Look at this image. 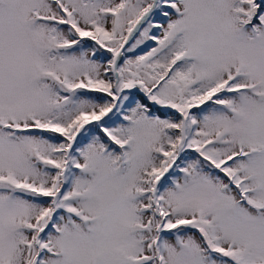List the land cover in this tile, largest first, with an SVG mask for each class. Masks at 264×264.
<instances>
[{
    "label": "snow or ice",
    "instance_id": "6c2138e0",
    "mask_svg": "<svg viewBox=\"0 0 264 264\" xmlns=\"http://www.w3.org/2000/svg\"><path fill=\"white\" fill-rule=\"evenodd\" d=\"M0 264H264V0H0Z\"/></svg>",
    "mask_w": 264,
    "mask_h": 264
}]
</instances>
